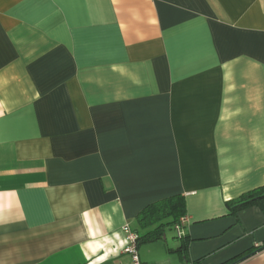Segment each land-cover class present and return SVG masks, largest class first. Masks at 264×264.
Masks as SVG:
<instances>
[{"label": "crops", "instance_id": "0c3cea01", "mask_svg": "<svg viewBox=\"0 0 264 264\" xmlns=\"http://www.w3.org/2000/svg\"><path fill=\"white\" fill-rule=\"evenodd\" d=\"M264 0H0V264H129L127 226L184 195L144 263L264 244ZM236 264H264V251Z\"/></svg>", "mask_w": 264, "mask_h": 264}, {"label": "trees", "instance_id": "16d2710c", "mask_svg": "<svg viewBox=\"0 0 264 264\" xmlns=\"http://www.w3.org/2000/svg\"><path fill=\"white\" fill-rule=\"evenodd\" d=\"M226 205L230 213L234 215L252 206L264 209V186L251 190L237 199L229 200ZM185 218H187V203L182 194L148 205L138 214L133 227V231L138 235V248L146 243L164 240L167 228L175 227ZM186 239V235L180 238L184 244L180 249L182 253L185 252L183 250L186 248ZM261 251H264V244L254 247L245 255L227 264H236ZM191 263L201 264V261Z\"/></svg>", "mask_w": 264, "mask_h": 264}, {"label": "built area", "instance_id": "2783aa9c", "mask_svg": "<svg viewBox=\"0 0 264 264\" xmlns=\"http://www.w3.org/2000/svg\"><path fill=\"white\" fill-rule=\"evenodd\" d=\"M186 223V218L182 219L180 223H178L175 226V229L177 231L178 238H182L184 233V225ZM125 232L127 234V245L125 247L124 252L128 254L131 258L129 264H154V263H144L142 262L139 251H138V235L132 230L131 227L127 226L125 229ZM187 264H192L187 263Z\"/></svg>", "mask_w": 264, "mask_h": 264}, {"label": "rangeland", "instance_id": "374dc122", "mask_svg": "<svg viewBox=\"0 0 264 264\" xmlns=\"http://www.w3.org/2000/svg\"><path fill=\"white\" fill-rule=\"evenodd\" d=\"M166 233H167V237H168V241L171 244H173L174 242H179V238H178V235H177V231L175 229V227H169L167 228L166 230ZM143 246H146V245H141V247Z\"/></svg>", "mask_w": 264, "mask_h": 264}]
</instances>
